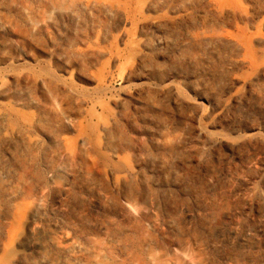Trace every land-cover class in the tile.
Returning <instances> with one entry per match:
<instances>
[{
  "label": "rangeland",
  "instance_id": "rangeland-1",
  "mask_svg": "<svg viewBox=\"0 0 264 264\" xmlns=\"http://www.w3.org/2000/svg\"><path fill=\"white\" fill-rule=\"evenodd\" d=\"M40 1L0 0V255L40 204L17 264L49 236L104 251L117 229L146 264H264V67L231 41L246 28L264 46V11L240 0L249 20L218 18L210 44L193 40L202 4L190 18L180 0H90L33 31L22 13Z\"/></svg>",
  "mask_w": 264,
  "mask_h": 264
},
{
  "label": "bare ground",
  "instance_id": "bare-ground-1",
  "mask_svg": "<svg viewBox=\"0 0 264 264\" xmlns=\"http://www.w3.org/2000/svg\"><path fill=\"white\" fill-rule=\"evenodd\" d=\"M249 1L254 8L264 11V0ZM186 3H189V5H185ZM201 4L205 7V10L209 9L213 16L212 19L199 21L200 26H202V28L200 27V30L202 31L193 38L196 42L199 39V41L204 43L215 44L217 40L220 41L219 38L224 37L216 28L218 18L230 16L232 14L238 17V20L242 21L244 24L250 18L249 12L244 10L240 0H180L178 4L172 6V9L177 13L182 11L186 15L189 14L188 16L191 18L196 14V12L191 11V7L193 5ZM77 5L83 6V8L87 9L96 4H94V1L90 0L84 2L81 0H41V12L39 10V12H36V16H39L38 18L31 16V14L26 11L22 13V16L28 29L34 31V29L41 23L47 22L48 20L46 18L53 16L52 14L54 12L62 11L67 14H73ZM47 13H49L48 16L46 15ZM32 18H36V21ZM51 18L49 20H52ZM256 38L258 39V36L248 35L246 28H241L239 35L232 37L231 41L234 49L242 53V57L246 59L253 68L260 69L264 67V46L261 42H255ZM256 96L260 99H264V93L260 91L256 92ZM199 135L200 133L198 136ZM198 142L200 144L201 141ZM216 143L217 140L215 139L208 140L206 141V144H203L202 146H206L210 149L214 147ZM255 152H258V150ZM251 156L253 157V154ZM236 181L243 180H240L239 177H231V179L226 181L228 182L227 193L231 198L236 197L233 186ZM245 187L247 194L242 197L241 203L242 206H249L253 200V196L256 194V189L254 188L253 183L248 184V182L245 184ZM129 190L130 194L132 191L134 192L135 185L131 184ZM39 205H35V208L32 209V220H30V223H18L15 235L8 240V243L3 246V249L1 250L0 264H17L20 263V261L27 259L22 251H18V247L27 241L30 243L34 238L36 227L32 224L38 215L37 210L40 208ZM218 213L219 212H214V217H216L215 215L218 217ZM229 215L230 211L228 212V216ZM169 223L173 224V222ZM115 232L116 233L111 236V247L104 251L100 249L98 241L90 236H85L81 241L69 240L67 244H61V242L55 239V237L49 236L44 242H34L31 244L37 253L36 260H32V264H146V261L149 259L148 257H150V252L148 249L142 248V246L138 244L135 240L134 233L122 229H117ZM191 245L192 244L189 241L177 242L176 247L180 252L179 255L189 253L192 247ZM101 258L105 259L107 263H103ZM193 259H196V255L193 256ZM80 260L83 262L81 263ZM175 264H179V262H175Z\"/></svg>",
  "mask_w": 264,
  "mask_h": 264
}]
</instances>
